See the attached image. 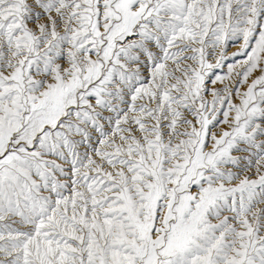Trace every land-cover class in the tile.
Returning a JSON list of instances; mask_svg holds the SVG:
<instances>
[{
  "label": "snow or ice",
  "instance_id": "1",
  "mask_svg": "<svg viewBox=\"0 0 264 264\" xmlns=\"http://www.w3.org/2000/svg\"><path fill=\"white\" fill-rule=\"evenodd\" d=\"M0 264H264V0H0Z\"/></svg>",
  "mask_w": 264,
  "mask_h": 264
}]
</instances>
